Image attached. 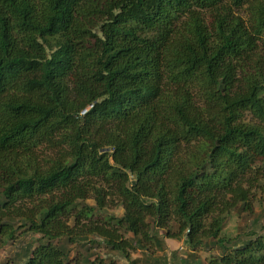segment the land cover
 <instances>
[{
	"label": "trees",
	"instance_id": "16d2710c",
	"mask_svg": "<svg viewBox=\"0 0 264 264\" xmlns=\"http://www.w3.org/2000/svg\"><path fill=\"white\" fill-rule=\"evenodd\" d=\"M258 188L264 0H0L1 264H264Z\"/></svg>",
	"mask_w": 264,
	"mask_h": 264
},
{
	"label": "rangeland",
	"instance_id": "374dc122",
	"mask_svg": "<svg viewBox=\"0 0 264 264\" xmlns=\"http://www.w3.org/2000/svg\"><path fill=\"white\" fill-rule=\"evenodd\" d=\"M256 195V199L254 197V200H251V205H252V212L253 214H255V212H262L264 210V189H257L255 192ZM107 205L104 206V209L99 210V212L94 211L93 213V218H96L97 216L99 217H103L105 214H114V215H121L123 212V208L119 205L118 201L115 199H107ZM85 203L93 205L95 203V200L92 197L86 198L84 200ZM251 219V217H250ZM249 219V221H250ZM73 223V221L71 220V224ZM238 226H240V219L238 218L237 214L232 213L229 216V219L227 220L226 225L223 228V233L229 235V236H233L235 233H237V228ZM84 227H77L75 228V231L79 232V229ZM22 231V230H21ZM19 231V234H17V241L14 242L12 245H5L4 247H0V264L2 262H4V260L8 259L7 256L10 254V251L13 252H20L21 249H25L29 250L32 247H34L37 243H38V235H40L39 233H31V232H22ZM90 237H93L94 234H90ZM94 240L96 241H91L89 244L91 246H95L92 250L95 253H99V254H104L106 252L105 249V244L104 243H99L100 239H96L94 238ZM97 240L99 242H97ZM60 241H64V239H60ZM169 245H170V249L172 250L171 246L175 247V244H177L175 241L169 240L168 241ZM15 246V248H14ZM79 252H81V250H79ZM171 254V252L169 253ZM201 255H208L207 252L205 251H200ZM135 255H133L134 257ZM135 258V257H134ZM78 259V258H76ZM91 259V258H90ZM114 260L116 262V264H125L126 260L124 259V257L119 253L118 255L114 256ZM74 264H78V263H74Z\"/></svg>",
	"mask_w": 264,
	"mask_h": 264
},
{
	"label": "clouds",
	"instance_id": "9594fccd",
	"mask_svg": "<svg viewBox=\"0 0 264 264\" xmlns=\"http://www.w3.org/2000/svg\"><path fill=\"white\" fill-rule=\"evenodd\" d=\"M92 104H89L87 107H85L84 109H82L81 110V112H80V115H83L87 110H88V108L91 106ZM185 240V239H184ZM184 240H182L177 246H178V248H177V251L179 250H182L183 248H184V246H183V242H184Z\"/></svg>",
	"mask_w": 264,
	"mask_h": 264
},
{
	"label": "crops",
	"instance_id": "0c3cea01",
	"mask_svg": "<svg viewBox=\"0 0 264 264\" xmlns=\"http://www.w3.org/2000/svg\"><path fill=\"white\" fill-rule=\"evenodd\" d=\"M169 251H167V255H169ZM133 255H135L134 257H138L139 256V252L138 251H135V252H133ZM199 255L201 256V257H206V255H201L200 253H199ZM163 264H169V263H163Z\"/></svg>",
	"mask_w": 264,
	"mask_h": 264
}]
</instances>
